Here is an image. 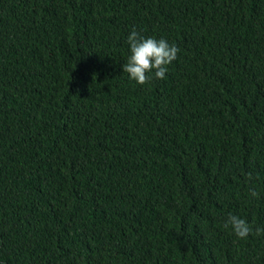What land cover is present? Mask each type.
Listing matches in <instances>:
<instances>
[{"label": "trees", "instance_id": "1", "mask_svg": "<svg viewBox=\"0 0 264 264\" xmlns=\"http://www.w3.org/2000/svg\"><path fill=\"white\" fill-rule=\"evenodd\" d=\"M228 212L264 229V0H0V264H264Z\"/></svg>", "mask_w": 264, "mask_h": 264}, {"label": "clouds", "instance_id": "2", "mask_svg": "<svg viewBox=\"0 0 264 264\" xmlns=\"http://www.w3.org/2000/svg\"><path fill=\"white\" fill-rule=\"evenodd\" d=\"M125 43L127 54L121 65L122 73H126L128 80L138 85L163 79L179 52L174 42H169L163 36L145 35L136 26H132L127 32ZM246 180L247 187L243 199L248 202L255 201L260 198L261 189L251 174L246 177ZM223 224L230 228L236 238H247L254 230L264 231L259 227L254 229L250 221L234 212L226 214Z\"/></svg>", "mask_w": 264, "mask_h": 264}]
</instances>
